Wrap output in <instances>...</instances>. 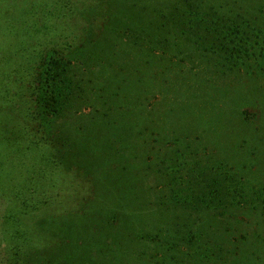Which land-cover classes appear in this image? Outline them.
Returning <instances> with one entry per match:
<instances>
[{"label": "rangeland", "instance_id": "374dc122", "mask_svg": "<svg viewBox=\"0 0 264 264\" xmlns=\"http://www.w3.org/2000/svg\"><path fill=\"white\" fill-rule=\"evenodd\" d=\"M193 1L215 18L237 13L264 34V0ZM177 5L188 11L184 0H73L64 8L75 38L66 58L87 95L70 116H49V143L26 154L27 165L40 163L59 178L41 183L48 199L39 209L19 214L16 224L0 219V264H8L11 243L19 264H264L259 209L189 215L204 230L202 241L216 244L207 260L191 257L204 248L184 236L175 198H166L170 207L161 203L193 167L234 170L264 189V62L254 59L264 39L251 59L220 66L193 37L195 16L165 22ZM6 41L1 35L0 45Z\"/></svg>", "mask_w": 264, "mask_h": 264}, {"label": "trees", "instance_id": "16d2710c", "mask_svg": "<svg viewBox=\"0 0 264 264\" xmlns=\"http://www.w3.org/2000/svg\"><path fill=\"white\" fill-rule=\"evenodd\" d=\"M184 1L188 11L177 5V13L169 11L165 22L177 24L186 21L184 17L195 16L190 19L191 24L186 21L191 33L203 50L216 55L218 65L232 67L238 65L239 59H251V55L257 54L250 51L257 48L256 43L264 39V34L255 32L249 23L244 24L237 13L216 14L215 18L213 8L203 9L193 0ZM72 3L73 0H0V36H6L8 44L0 45V153L7 152V157L0 159V206L5 208L0 213L1 221L12 220L16 224L19 214L39 209L40 203L48 199L41 197V183L53 184L59 173L44 170V166H37L40 163L27 165L26 154L36 147H46L53 120L70 116L74 103L87 95L76 66L66 58L67 53L74 54L75 38L64 24L67 13L64 8ZM22 4L24 9L15 11L14 6ZM42 8L51 14L49 18L40 14ZM14 39L19 43H13ZM262 57L254 59L261 64ZM193 168L187 170L182 182L177 184L174 180L160 198L161 203L170 207L166 198L171 196L176 206L183 208L185 216L182 215L183 222L179 223L185 225L184 236L195 240H188L191 245L204 248L191 257L199 255L208 260L212 253L216 254V244L202 241L204 230L194 220L197 229L189 215L202 209L222 215L221 209L230 208L238 212L259 209L264 214V189L249 187L234 170ZM1 230H6L5 226ZM12 232L19 233L20 227ZM15 244H9L8 264L11 257L20 254ZM18 259L13 262L17 263Z\"/></svg>", "mask_w": 264, "mask_h": 264}]
</instances>
